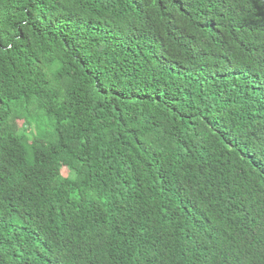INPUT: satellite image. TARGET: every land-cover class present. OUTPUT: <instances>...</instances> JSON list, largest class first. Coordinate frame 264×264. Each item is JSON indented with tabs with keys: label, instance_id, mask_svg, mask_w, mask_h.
Instances as JSON below:
<instances>
[{
	"label": "trees",
	"instance_id": "trees-1",
	"mask_svg": "<svg viewBox=\"0 0 264 264\" xmlns=\"http://www.w3.org/2000/svg\"><path fill=\"white\" fill-rule=\"evenodd\" d=\"M0 264H264V0H0Z\"/></svg>",
	"mask_w": 264,
	"mask_h": 264
},
{
	"label": "rangeland",
	"instance_id": "rangeland-1",
	"mask_svg": "<svg viewBox=\"0 0 264 264\" xmlns=\"http://www.w3.org/2000/svg\"><path fill=\"white\" fill-rule=\"evenodd\" d=\"M50 131L49 130H45L44 133H49Z\"/></svg>",
	"mask_w": 264,
	"mask_h": 264
}]
</instances>
